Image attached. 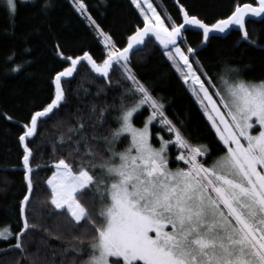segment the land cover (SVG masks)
<instances>
[{
    "label": "snow or ice",
    "instance_id": "6c2138e0",
    "mask_svg": "<svg viewBox=\"0 0 264 264\" xmlns=\"http://www.w3.org/2000/svg\"><path fill=\"white\" fill-rule=\"evenodd\" d=\"M36 2L19 0L21 4ZM72 4L103 38L104 58L98 63L88 52L75 58L64 56L57 45V54L70 66L55 75L51 102L21 124L18 141L23 148L28 191L19 204L23 223L15 234L10 228L0 230V240L14 237L13 247L25 252L23 236L37 227L29 222L27 215L34 191L30 166L33 151L28 141L37 134L39 124L51 118L65 102L64 79L72 77L78 66L86 62L91 72L109 85L115 69L122 70L123 79L130 83L121 95V112L115 118L119 127H109L108 135L95 134L106 122L107 107L99 113L95 105L90 110L89 119L95 117L96 120L92 139L103 143L104 151L94 150L81 136L77 143H83L87 149L79 155L81 163L73 165L60 158L53 163L55 171L47 180L53 213L69 216L76 226L86 222L95 233L87 249L82 239L79 245L73 246L78 255L87 254V259L80 264H264V81L257 84L232 80L233 76L238 77L239 70L226 68L220 77L224 91L215 92L220 97L218 104L205 86L207 83L215 87L213 81L201 80L197 74L199 69L190 62V55L196 50L189 46L186 54L180 43L186 26L202 30L204 42L213 33H224L236 27L244 41L255 43L249 38L245 18L264 15V0H257L256 7L237 5L227 19L212 25L191 15L183 5L179 8L183 22L178 23L169 15L166 23L152 0H130L142 17L143 27H137L134 34L128 36L123 48L118 47L88 14L85 0H72ZM6 6L10 19H14L17 0H6ZM51 7V0H44L41 10L46 13ZM153 37L184 83L191 81L192 94L226 149L211 165L199 159L209 154L207 146H193L182 136L166 117L164 105L153 97L131 67V54ZM8 60H13V56ZM21 67L18 65L11 71L15 73ZM129 96L136 97L132 107L124 104ZM144 105H148L152 113L144 126L137 128L133 124V114ZM157 116L174 136L172 140L159 137V148L151 142L149 127ZM0 117L13 119L6 113H0ZM255 125H259V131L252 135L250 130ZM84 128L85 123L81 121L75 131L80 134ZM124 134L130 137V143L124 151H117L116 144ZM169 144L179 149L175 159L182 161L184 166L176 169L169 166ZM79 152V148L75 149V153ZM85 199L94 206L99 205L98 214H93L95 207L89 211L83 203ZM39 259L37 253L33 264ZM52 264H56L55 260Z\"/></svg>",
    "mask_w": 264,
    "mask_h": 264
},
{
    "label": "trees",
    "instance_id": "16d2710c",
    "mask_svg": "<svg viewBox=\"0 0 264 264\" xmlns=\"http://www.w3.org/2000/svg\"><path fill=\"white\" fill-rule=\"evenodd\" d=\"M161 17L167 21L171 15L182 23L179 8L183 5L191 15L197 16L212 25L226 19L237 5L249 3L256 5V0H152ZM44 0L35 4H21L14 19L6 6V0H0V113H6L11 121L0 117V230L10 228L13 234L22 227L19 204L28 194L24 180L23 148L18 137L22 132L21 124L30 119L35 111L42 110L54 96L55 75L69 67L57 54V45L64 56H82L88 52L97 62L104 58L103 38L90 26L89 22L74 10L72 0H51L52 7L46 13L41 10ZM88 14L99 24L104 33L110 35L118 47L127 45L128 36L134 34L137 27L143 26L142 17L130 0H85ZM14 24V26H13ZM249 38L255 43L242 39L236 27L224 36H211L207 43L190 55L193 67L199 69L201 80L211 79L218 83L226 68L238 69L239 78L247 81H264V17H250L246 20ZM202 31L189 27L183 32L180 41L187 54V48H197L202 42ZM164 50L154 37L131 54V67L137 78L150 90L154 98L164 105L166 117L180 130L193 146H207L209 154L202 160L208 165L224 153L223 144L209 124L195 97L184 83L181 75L163 54ZM14 54V55H13ZM13 56V60L8 57ZM199 61V64L195 62ZM21 65L15 73L11 70ZM206 73L207 75H204ZM130 82L123 79L122 70L111 73V83L91 72L90 66L83 62L72 77L65 78L62 87L66 100L62 107L45 122L38 126L37 134L28 141L33 151L30 166L34 191L28 205V220L37 227L23 236L25 252L21 253L13 246L16 241L0 240V264H80L87 259V254L78 255L74 245L84 241V249L95 234L86 222L76 226L67 215H56L50 204L51 190L47 185L55 169L53 163L60 158L73 165L81 163L79 155L87 149L83 143H77L81 136L87 139L94 150L103 152L104 145L92 139L96 123L95 117L89 119L93 105L96 111L107 107L106 122L95 130L96 135H108L109 127L118 128L116 117L121 112V95L126 92ZM212 91V86L206 83ZM136 97H127L125 106L130 107ZM152 109L142 106L133 116V123L142 125ZM159 116L150 125L152 141L156 142V133L170 139L158 122ZM85 123L80 134L75 131L79 122ZM69 129H73L72 132ZM69 136L72 139H69ZM63 140L64 143H60ZM130 143L126 134L116 144L117 151H124ZM98 145V146H97ZM79 148L80 152L75 153ZM179 149L169 145V166H184L176 161ZM74 156L76 158H74ZM83 203L98 214L99 205L90 200ZM53 213V214H50ZM27 257V258H24Z\"/></svg>",
    "mask_w": 264,
    "mask_h": 264
},
{
    "label": "rangeland",
    "instance_id": "374dc122",
    "mask_svg": "<svg viewBox=\"0 0 264 264\" xmlns=\"http://www.w3.org/2000/svg\"><path fill=\"white\" fill-rule=\"evenodd\" d=\"M171 62V61H170ZM172 63V62H171ZM173 65V64H172ZM175 68V67H174ZM176 69V68H175ZM180 74V73H179ZM183 79V78H182ZM232 80H235V79H239V78H231ZM240 80H243V79H240ZM244 81H246V82H249V83H259V82H261V81H247V80H244ZM187 86H188V88H189V90L191 91V88H192V84H191V81H189V83L188 84H186ZM215 85V87H213L212 88V91H210V89H209V92H210V94H212L213 95V99L214 100H216L217 101V103L219 104V101H220V97L219 96H216L215 95V92L217 91V90H220L221 92H223L224 91V85L222 84V82H221V80H220V77H219V81H218V83H216V84H214ZM206 86V85H205ZM207 87V86H206ZM191 93H192V91H191ZM194 96V95H193ZM195 97V96H194ZM195 99H196V97H195ZM196 101H197V99H196ZM205 103H207V102H205ZM199 104V103H198ZM132 106H134V105H132ZM132 106H130V107H132ZM199 106H200V108L202 109V107H201V105L199 104ZM221 106V110L223 111V106L222 105H220ZM202 111H203V113H204V110L202 109ZM152 113V112H151ZM135 114V113H134ZM134 114H133V116H134ZM151 115V114H150ZM150 115H148L146 118H145V120H144V122L148 119V117L150 116ZM205 115V114H204ZM206 116V115H205ZM206 118H207V116H206ZM207 120H208V118H207ZM158 122L160 123V120H158ZM208 122H209V120H208ZM134 124V126L135 127H137V128H142L143 126H144V123L142 124V125H136L135 123H133ZM209 124L211 125V123L209 122ZM160 125L161 126H163L164 127V129L167 131V128H166V126H164L163 124H161L160 123ZM118 127H119V125H118ZM150 127V126H149ZM212 127V126H211ZM214 130V129H213ZM215 131V130H214ZM258 131H259V125H255L254 126V128L253 129H251L250 130V132H251V134L252 135H257L258 134ZM168 132V131H167ZM216 133V132H215ZM127 135V134H126ZM156 142H153L152 140H151V142H152V144H153V146L154 147H156V148H159L160 147V140H159V137H163V135H162V133L161 132H157L156 133ZM170 139H166V138H164L165 140H172V139H174V136H173V134H171L170 135ZM219 139V138H218ZM220 141V140H219ZM221 142V141H220ZM243 142V141H242ZM222 143V142H221ZM223 144V143H222ZM170 145V144H169ZM169 145H168V151H169ZM224 146V145H223ZM225 151H226V149H225ZM224 153H222L221 155H219L218 157H216L209 165H211L217 158H219V157H221L222 155H223ZM177 156V155H176ZM199 159H203V157H200ZM172 169H176V168H172ZM114 259V258H113Z\"/></svg>",
    "mask_w": 264,
    "mask_h": 264
},
{
    "label": "water",
    "instance_id": "95a60500",
    "mask_svg": "<svg viewBox=\"0 0 264 264\" xmlns=\"http://www.w3.org/2000/svg\"><path fill=\"white\" fill-rule=\"evenodd\" d=\"M257 1V0H256ZM244 4H249V3H244ZM243 5V4H242ZM242 5H240V6H242ZM254 7H256V6H258V4H256V5H253ZM250 17H252L251 15H249V16H246V20L248 19V18H250ZM261 17H264V15H262V16H259V18H261ZM228 18V17H227ZM226 18V19H227ZM183 22V21H182ZM143 27V26H142ZM187 28H189V26H186V29ZM231 30V29H230ZM230 30H228V31H226V32H224V33H213L211 36H213V35H215V36H221V37H224V36H226L229 32H230ZM185 31V30H184ZM183 31V32H184ZM202 31V30H201ZM207 42H204V40H203V37H202V42H201V44L197 47V48H195V50H197V49H199V48H201V47H203L205 44H206ZM142 47V46H141ZM140 47V48H141ZM139 49V48H138Z\"/></svg>",
    "mask_w": 264,
    "mask_h": 264
}]
</instances>
